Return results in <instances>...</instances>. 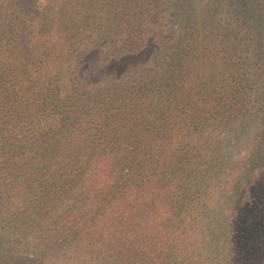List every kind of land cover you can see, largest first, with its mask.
Here are the masks:
<instances>
[{"label": "trees", "instance_id": "obj_1", "mask_svg": "<svg viewBox=\"0 0 264 264\" xmlns=\"http://www.w3.org/2000/svg\"><path fill=\"white\" fill-rule=\"evenodd\" d=\"M100 263L264 264V0H0V264Z\"/></svg>", "mask_w": 264, "mask_h": 264}, {"label": "rangeland", "instance_id": "obj_2", "mask_svg": "<svg viewBox=\"0 0 264 264\" xmlns=\"http://www.w3.org/2000/svg\"><path fill=\"white\" fill-rule=\"evenodd\" d=\"M48 0H43L44 3H47ZM167 43H172L175 36H168L167 33L161 35ZM99 46L98 44H93L89 49L81 51L71 62V68L69 72V77L71 82H79L85 86L91 87L97 84L106 83L112 78H120L122 75L133 72L141 66H149L152 64L153 59L157 57L154 54L159 50L163 49L164 45L162 43H153L150 46V50L145 53H139L136 55H125L119 58L110 57L108 63L103 62L105 58L106 48ZM103 51H102V50ZM206 138L209 137L211 142L219 143V150L223 151L225 155L226 144L228 142L233 143L236 140V137L227 133L224 129H219L214 132L208 133ZM223 147V148H222ZM233 150L232 153H234ZM255 193L257 197H260L263 193V188L261 185L255 187ZM39 248L42 246L39 245ZM38 248V249H39ZM38 249H32V253H37ZM101 264V263H100Z\"/></svg>", "mask_w": 264, "mask_h": 264}]
</instances>
